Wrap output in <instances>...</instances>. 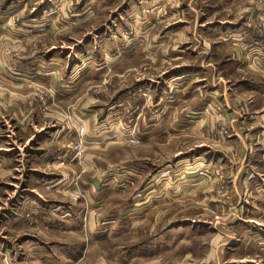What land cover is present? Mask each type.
I'll use <instances>...</instances> for the list:
<instances>
[{
  "label": "rangeland",
  "instance_id": "obj_1",
  "mask_svg": "<svg viewBox=\"0 0 264 264\" xmlns=\"http://www.w3.org/2000/svg\"><path fill=\"white\" fill-rule=\"evenodd\" d=\"M7 1L17 2L2 0V4ZM21 1L29 24L25 28L31 34L30 51H60L57 59L63 72L74 66L72 77L63 74L62 84L80 82L74 102L54 105L60 110L63 131L71 132V138L61 142L58 193L43 190L34 175L29 180L18 172L2 176L0 264H217V255L224 264L245 255L236 248L231 252L235 243L224 244L240 239L245 247L250 240L245 233V223L253 219L248 208L252 201L257 208L260 199L249 181L257 177L250 166L264 177V137L257 134L264 122L257 117L249 124L245 120L236 124V115L228 117L223 108L209 105L206 95L220 70L219 65L217 70L212 67L220 59L212 54L215 42L207 30L216 23L215 17L226 16L217 12L218 0H194V9L185 7L175 20H184L181 34L187 39L161 47L162 55L165 50L175 53V47L184 48V54H175L173 61L156 57L150 48L155 46L151 39L165 34L164 6L156 17L152 5H130L131 0ZM261 1L241 0L238 8ZM91 2L94 7L86 6ZM54 4L59 5L54 13L38 8ZM64 5L71 6L64 10ZM74 8L79 12L84 8L82 16L91 11L94 15L80 21L83 17L75 16ZM118 15L124 25L123 48L136 44L135 52L123 62L109 56L116 47L102 46L104 36L89 39ZM197 15L209 23L206 34L197 26L199 41L191 34ZM237 17L244 19V14ZM87 39L90 50L77 58L74 50L83 48ZM92 39L99 42L91 43ZM192 46L196 51L207 49L211 54L207 62L213 66L205 75L208 81L201 94L190 92L191 98L183 99L179 84L167 76L202 60L190 52ZM19 56L13 59H22ZM102 65L103 70H96ZM87 67L94 73L87 76ZM247 75L233 73L232 80ZM261 77L253 75L254 81ZM29 80L26 88L11 94L31 106L45 103L48 113L53 107L52 92ZM204 104L206 118L197 121L189 116ZM262 107V100H257L255 111L235 103L237 118L260 116ZM234 125L242 135L239 138ZM0 128L6 137L4 122ZM36 194L47 202L35 201ZM30 245L36 246L42 261L36 260Z\"/></svg>",
  "mask_w": 264,
  "mask_h": 264
},
{
  "label": "crops",
  "instance_id": "obj_2",
  "mask_svg": "<svg viewBox=\"0 0 264 264\" xmlns=\"http://www.w3.org/2000/svg\"><path fill=\"white\" fill-rule=\"evenodd\" d=\"M193 1L194 0L130 1V5H152V12L153 10H157L154 12L156 17L158 16V10L162 6L165 7L166 15L164 20L167 28L163 36L157 35L154 39H151V43L155 42V46H153V44L150 46L151 54H154L156 57H165L169 61L175 59V54H184V48L180 49L175 47V49H177L175 53H172L174 49H172V52L165 50V55H162L161 47L174 43V41L187 39V37L181 34L184 20L180 23L175 20L180 17V14L181 16L183 15L182 12H184L185 7H188L191 10L194 9L191 7ZM240 1L241 0H218L217 2L220 6V10L217 12H224L226 16L219 15L215 17L216 23L207 30L209 31L207 34L211 35L215 42L212 54L220 59V63H215L216 67H212V69L216 68L217 70V65H219L220 70L217 71L218 73L214 72L215 74L212 77L213 81L208 89V94L206 95L205 92L202 93H204L209 99L210 106L213 105L214 108L216 106L218 110L223 108L224 115H227L228 117L236 115L234 118L235 120H233L236 124L238 122L242 124L244 120L246 121L245 123L248 122L247 124H249V122H253L257 117L264 122V61L259 57L255 58L253 55L248 54L243 48V37L245 36V33L250 30V24L252 23L254 16L262 13L264 10V1H261V3H258L257 5H248L247 7L241 5L242 7L240 6V8H238ZM22 4L21 0H17V2L7 1L4 4H2V0L0 1V123L4 122V127H6V137L1 135L3 132L0 133V183L2 182V176L9 172L23 174L28 180L34 175L37 178V184L43 190L50 194H56L58 193L57 187L62 180L61 175L57 174V172L61 171V166H59L58 161L59 158H61V148L63 146L61 142L63 138H71V132L67 133L66 131H63L61 124L63 120L61 118L60 110H56L54 105L56 103L64 104V102H74L76 99L75 88L80 81H70L69 85L62 84L63 74H69L68 76L73 74L74 66L71 64L69 66V71L66 70V72H63V66L60 63V60L57 59L60 57V51H54L51 53H35L30 51L29 40L31 34L29 30L25 28L29 24L28 20L23 16L24 14L22 15L24 12L23 7H25V5ZM92 4L93 3L91 2L86 6ZM58 6V4L39 5L38 8L41 11L48 10L54 13ZM69 6L71 5H64V10ZM94 6L95 5H92V7ZM107 6L108 5H106V7ZM227 6H230V8ZM84 8H80L82 12H79L78 8L72 9L73 11L75 10V16L83 17L80 21H87L92 15H94L91 11L82 16ZM239 13L244 14V19L240 18L239 20V17H237ZM134 14L135 12H131V16ZM124 15V17L127 18L128 14ZM199 18L200 17L197 15L192 24L193 33L191 32V34L194 36L193 40L195 41H199L195 36L197 26L200 25V31L202 33L205 32L206 34L204 28L209 24L205 18H200L201 20ZM15 20H18V22L16 23ZM123 26L124 25H122L120 21V15H118L116 19L113 17L111 22L108 21L103 28L91 33V35L90 33L87 35H90L89 39L93 35L96 37L101 35L104 36L101 40V42L104 43L102 46L110 44L116 47V50L113 49L109 56H111V58L120 59L118 62H123L129 57L127 55L132 51L135 52L136 49V44L128 50L123 48L125 47L123 45L125 39L123 38V35H121ZM45 30L47 31L49 28H45L44 31ZM187 36H190V33H188ZM97 42L99 41H95V39L91 40V43ZM86 43H90L88 39L83 43V48L74 50L76 57H79V54L82 52L87 53L90 50V44ZM204 44L207 45L206 40L204 41ZM91 46V50H95L94 45L92 44ZM96 46H98V44H96ZM196 49V46H192L190 52L192 54H197V59H202L198 64L193 65L188 70H182L186 66L183 68L178 67L179 69L181 68L179 72L167 76L171 79H169L170 81L179 84L178 86H180L181 90L178 92L183 95V99H186V97L190 99V92H192L191 95L196 91L198 92L197 94H201L200 88L205 89L208 81L205 75L207 74V71H211L210 66H213L211 63L207 62V56L210 52L207 51V49L198 51H196ZM14 55H21L22 59L14 60ZM111 67L113 69L116 68L113 65ZM104 68L105 66L102 65L97 67L96 70H103ZM86 69L87 76L88 74L94 73L88 70L89 67ZM237 72L250 74L251 78L250 75L249 77L247 75L244 79L238 78L233 81L232 74ZM254 73L262 76V79L254 81ZM70 77H72V75ZM29 79H33V81L43 84L52 92V99H49V102L52 101L51 103H53V105L51 106L53 107L48 113L45 112V103L38 102L31 106L29 103H25L11 94L26 88V86H28L27 82L31 81ZM82 80L85 79H81V81ZM195 82L198 84L197 86L195 85ZM197 87L199 89H197ZM228 89L231 93L227 92ZM232 92H235L236 94ZM257 100H262L263 105L260 116L253 115L246 119H243L242 117L237 118L238 112L235 109V103L241 104V106L246 108L247 111H250V109L255 111L254 107ZM205 107L206 104H204L201 109L197 110V112H194L195 114L189 116H194L196 117L195 120L202 121L203 118H206L207 116V114H205ZM1 130L2 129L0 128V131ZM233 132L238 138L242 136L237 131L235 125L233 127ZM257 134L258 137H264V129L257 132ZM8 151L11 152V155H16V157L10 156L7 153ZM250 168L253 174L257 175V177H250L249 181L251 186L254 187L255 192L259 195L257 198H260L256 200V203L259 205H256L257 208L254 207V201H252V204L249 205L248 208L253 219L250 220V222L245 223V233L248 236L250 235V240L245 243V247H242L244 242L240 239L236 241L233 239L230 242L225 243V246L235 243L231 248V252L236 248L237 250H244L245 255L236 260L222 262L224 264H264V177H261L258 173H254L252 169L253 164ZM236 185L237 183L235 182V186ZM34 199L40 203L47 202L45 197L41 194L34 195ZM56 207H60V205L57 204ZM29 248L32 251L37 250L36 246L32 247V245H30ZM7 251H10V249L8 248ZM36 254L38 255L36 260L42 261L40 258V252L36 251ZM216 257L218 258L217 264H221L219 261V255Z\"/></svg>",
  "mask_w": 264,
  "mask_h": 264
},
{
  "label": "built area",
  "instance_id": "obj_3",
  "mask_svg": "<svg viewBox=\"0 0 264 264\" xmlns=\"http://www.w3.org/2000/svg\"><path fill=\"white\" fill-rule=\"evenodd\" d=\"M243 48L255 58L264 61V10L262 13L255 15L250 30L243 37Z\"/></svg>",
  "mask_w": 264,
  "mask_h": 264
}]
</instances>
